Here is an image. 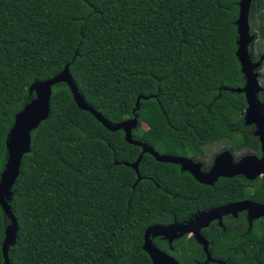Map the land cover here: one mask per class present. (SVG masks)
I'll return each mask as SVG.
<instances>
[{
	"label": "trees",
	"instance_id": "16d2710c",
	"mask_svg": "<svg viewBox=\"0 0 264 264\" xmlns=\"http://www.w3.org/2000/svg\"><path fill=\"white\" fill-rule=\"evenodd\" d=\"M241 0H0V173L15 118L34 82L67 64L87 104L112 122L150 116L136 139L161 154L204 156L206 147L260 150L244 124L245 83L237 51ZM264 8V5H263ZM251 20L255 11L251 9ZM264 37V10L255 23ZM230 58L225 69L223 59ZM150 97L143 99L142 97ZM79 108L66 83L53 86L49 117L32 131L10 205L17 219L11 264H152L148 227L192 218L231 201L264 202V177L200 184L159 162ZM118 162V163H115ZM11 223L0 205V264ZM211 225L209 252L224 264H264V217L241 213ZM181 264H206L184 236L170 250ZM208 264H217L209 262Z\"/></svg>",
	"mask_w": 264,
	"mask_h": 264
},
{
	"label": "water",
	"instance_id": "95a60500",
	"mask_svg": "<svg viewBox=\"0 0 264 264\" xmlns=\"http://www.w3.org/2000/svg\"><path fill=\"white\" fill-rule=\"evenodd\" d=\"M253 1L254 0H241L239 3V17L237 19L238 47L236 56L240 62L241 70L246 81L243 87L232 90L245 94L248 106L245 111L244 119L246 125L254 124L256 126L255 135L258 136L260 141L262 151L261 158L254 154H247L241 159L235 160L230 150L225 151L215 160L212 170L209 173H203L201 171V164L199 162H194L191 158L180 155L161 154L153 146L134 137V129H136L139 124L138 115H134L133 118L118 123H113L87 104L70 73V64H67L64 70L53 78L45 81H37L31 85L30 93L34 94V98L17 113L15 124L7 138L8 156L0 173V205L11 221L6 228V236L3 245L6 264H11L9 249L16 243L18 232L17 219L10 205L13 195L12 189L19 176L22 157L32 150V131L37 129L50 115L53 86L58 83L63 82L68 84L81 110L91 113L103 126L111 131L124 130L126 141L142 148L141 154L134 162H124L125 165L136 170L138 174L137 182L142 179L138 165L145 153L153 155L155 160L159 162L181 165L182 169L190 171L200 184L207 186H214L221 177L229 178L244 174L249 179H255L264 174V100H261L259 97L263 87L260 85L259 81L260 73L257 71L258 68L262 67L264 57L263 60L255 62L251 57L249 49L250 43L252 42L250 33V13ZM142 98L149 99L150 97L144 96ZM140 99L141 97L137 101L135 113L140 107ZM243 211H247L250 227H252L254 220L264 217V203L245 199L231 202L230 204L209 211L198 212L192 218L183 222L176 221L168 225H151L145 232L143 248L150 255L152 264H181L175 257L160 249L153 242L152 235L164 236L169 241H173L186 234L194 233L208 256L206 264L209 262L224 264L223 261H216L212 258L209 252V243L202 236L201 231L208 228L217 220L222 223L225 216L232 214L238 216V214Z\"/></svg>",
	"mask_w": 264,
	"mask_h": 264
},
{
	"label": "flooded vegetation",
	"instance_id": "af4514ba",
	"mask_svg": "<svg viewBox=\"0 0 264 264\" xmlns=\"http://www.w3.org/2000/svg\"><path fill=\"white\" fill-rule=\"evenodd\" d=\"M263 69H264V65H263ZM260 74H263V72L261 71V69H260ZM264 75V74H263ZM245 116V115H244ZM244 124L246 125V123H245V119H244ZM246 126H249V125H246ZM250 126L253 128V134H254V136H256L255 135V130H256V126L254 125V124H250ZM257 138H258V136H256ZM258 140H259V138H258ZM259 143H260V141H259ZM208 149H209V147L208 148H206V150H205V154H204V156H201V155H198V156H195V157H191V156H184V157H188V158H191L194 162H199L200 164H201V166H202V168H201V171L203 172V173H209L211 170H212V168L214 167V163H215V160L222 154V153H224L225 151H231L232 152V154L234 155V157H235V160H237V159H241L243 156H245V155H247V154H254V155H256V156H258L259 158H261V156H262V151H261V145H260V150H252V149H248V148H241V149H239V150H236V149H230V148H225V149H223L221 152H219V153H216V154H214V155H210L209 156V151H208ZM236 152H240V153H242L241 155H237L236 154ZM176 165H178L179 167H180V169H181V171H186V172H189L191 175H192V173L190 172V171H188V170H183L182 169V166L181 165H179V164H176ZM193 176V175H192ZM237 176H239V177H243V178H246V179H248V180H250V181H253V180H256L257 178H262V177H264V174L263 175H261V176H258L257 178H255V179H249L248 177H246L244 174H240V175H236V177ZM194 177V176H193ZM233 177H235V176H233ZM229 178H232V177H229ZM229 178H225V177H221V178H219V180H221V179H229ZM218 180V181H219ZM217 181V182H218ZM207 186V185H206ZM247 199H251V198H247ZM245 200V199H244ZM251 200H253V199H251ZM236 201H240V200H236ZM254 201H256V200H254ZM231 202H235V201H231ZM258 202V201H257ZM261 203H264V202H261ZM230 204V203H229ZM225 205H227V204H225ZM222 206H224V205H222ZM241 213H245L246 214V218H247V220H248V213H247V211H243V212H240L239 214H238V216H235V215H228V216H225L224 218H223V220H222V223L220 222V221H215V222H213L211 225H213V224H217L221 229H223L224 231L226 230V227H225V224H224V219H228V218H230V219H237V218H239V216H240V214ZM183 222V221H182ZM248 222H249V220H248ZM171 224V223H170ZM166 225H168V224H166ZM211 225L209 226V227H211ZM249 225H250V222H249ZM208 227V228H209ZM208 228H205V229H203L202 231H201V234H202V236L208 241V243H209V246H210V241L207 239V237H206V235H205V231L208 229ZM184 236H187V237H193V238H195V240L199 243V241L197 240V238L195 237V235H194V233H189V234H186V235H184ZM184 236H182V237H180V238H177V239H174L173 241H169L167 238H165L164 236H158V235H152V240H153V242L160 248V249H162L159 245H158V243H157V239H162V240H165L167 243H168V245H169V248H170V250H173L174 249V242L176 241V240H179V239H181V238H183ZM200 244V243H199ZM200 246H202L201 244H200ZM202 248H203V246H202ZM163 251H165L164 249H162ZM167 254H169V255H171V256H173V257H175L174 255H172V254H170V253H168L167 251H165ZM203 252L205 253V256H206V261L208 260V256H207V254H206V252L204 251V248H203ZM176 258V257H175ZM177 259V258H176ZM178 260V259H177Z\"/></svg>",
	"mask_w": 264,
	"mask_h": 264
},
{
	"label": "rangeland",
	"instance_id": "374dc122",
	"mask_svg": "<svg viewBox=\"0 0 264 264\" xmlns=\"http://www.w3.org/2000/svg\"><path fill=\"white\" fill-rule=\"evenodd\" d=\"M263 5H264V0H254L253 5H252V9H254V11H255V19L252 21L251 17H250V26H251V32L250 33L252 36L251 37L252 42L250 43L249 49H250L251 57L255 62H259V61L263 60V57H264V37L261 35L259 28L256 26L257 24H254L255 21H256V23L259 22V15H260L261 11L264 10ZM222 61H223L224 68L229 69V67H230L229 64L231 63L230 58L228 56H225ZM263 65H264V63H263ZM263 65L261 68H258L257 71L260 73V69H261V71L264 74ZM263 74H260V76H259L260 85L263 87V90L259 94V97L261 100H264V75ZM244 78H245V76H244ZM243 86L231 87V88L225 87V89H230L231 91H233L232 89H238V88H241ZM135 115H137V114L135 113ZM151 119L152 118L150 116H144L142 119V122H140V120L138 118L139 124H138V127L136 129H138L139 127H141L142 129H148L149 128V122ZM113 123H118V122H113ZM136 129H134V130H136ZM251 130L253 131V128ZM226 146H227V144L225 142L212 144L208 149L209 156L221 152L223 149L226 148ZM236 154L241 155L242 153L236 152Z\"/></svg>",
	"mask_w": 264,
	"mask_h": 264
}]
</instances>
